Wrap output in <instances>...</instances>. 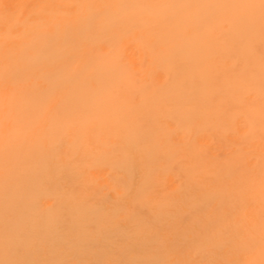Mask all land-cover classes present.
Listing matches in <instances>:
<instances>
[{"label": "bare ground", "instance_id": "6f19581e", "mask_svg": "<svg viewBox=\"0 0 264 264\" xmlns=\"http://www.w3.org/2000/svg\"><path fill=\"white\" fill-rule=\"evenodd\" d=\"M0 264H264V0H0Z\"/></svg>", "mask_w": 264, "mask_h": 264}]
</instances>
